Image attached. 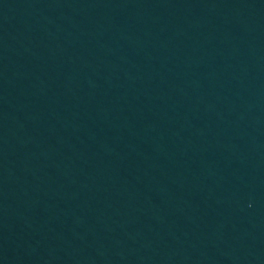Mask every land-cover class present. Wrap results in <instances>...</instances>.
<instances>
[{"label":"water","instance_id":"water-1","mask_svg":"<svg viewBox=\"0 0 264 264\" xmlns=\"http://www.w3.org/2000/svg\"><path fill=\"white\" fill-rule=\"evenodd\" d=\"M0 264H264V0H0Z\"/></svg>","mask_w":264,"mask_h":264}]
</instances>
